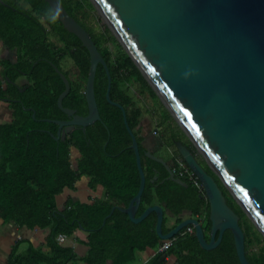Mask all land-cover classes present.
<instances>
[{
    "label": "trees",
    "instance_id": "trees-1",
    "mask_svg": "<svg viewBox=\"0 0 264 264\" xmlns=\"http://www.w3.org/2000/svg\"><path fill=\"white\" fill-rule=\"evenodd\" d=\"M59 1L97 45L111 76L110 98L124 108L127 123L136 137L145 175L136 216L148 206L160 204L164 211L163 234L187 216H200L204 218L202 226L209 239V207L207 199L200 197L203 190L184 177L179 178L188 186L169 179L165 167L145 155L147 149L154 153L155 147L160 149L165 144L172 155L179 156L175 140L183 141L195 152L194 148L174 128L171 114L90 0ZM0 40L17 53L15 63H5V87L0 86V98L9 99L12 109L11 121L0 124V216L19 226H38L50 231L47 254L29 249L21 255H12L10 264H67L76 258L89 264L107 261L129 264L138 251L145 250L154 254L144 264H165L168 257L174 258V264H240L230 230L222 232L220 243L211 250L203 249L194 233H178L167 248L160 250L166 240L156 233L154 212L132 222L117 208L128 206L138 191L140 177L122 111L106 100L107 77L101 64L97 65L94 78L100 120L86 126L84 131L76 126L64 140L53 137L57 124L51 120L67 116L57 106L64 85L52 64L69 79L70 89L63 106L85 115L87 103L83 92L89 53L74 34L63 28L44 0L0 1ZM67 61L73 68H64ZM22 76L28 84L18 83ZM146 98L159 104L158 109L147 106ZM27 107L34 110L35 117ZM147 119L152 130L143 133ZM199 160L211 174L204 161ZM82 177L87 179L91 191L100 186L103 196L84 202L68 196L60 207L57 197L66 190H75ZM215 179L240 217L247 259L251 264H264V238L216 176ZM80 228L87 232V252L78 258L72 247L60 244L57 237L70 239Z\"/></svg>",
    "mask_w": 264,
    "mask_h": 264
},
{
    "label": "water",
    "instance_id": "water-1",
    "mask_svg": "<svg viewBox=\"0 0 264 264\" xmlns=\"http://www.w3.org/2000/svg\"><path fill=\"white\" fill-rule=\"evenodd\" d=\"M44 1L63 28L74 34L89 53L83 92L87 103L85 115L63 106L70 89L69 79L52 64L64 85L57 106L67 116L62 120L45 119L57 124L53 137L64 140L76 126L84 131L100 120L94 78L97 65L101 64L107 77L106 100L122 111L140 177L138 191L128 206L117 208L132 222L154 212L155 230L163 240L173 239L192 225V233L206 250L215 248L222 232L230 230L240 264H251L246 257L240 217L228 204L215 176L264 238V0H90L195 150L181 140L174 142L178 155L202 185L200 197L207 199L209 207V239L202 222L194 216L163 234L164 211L160 204L148 206L136 216L145 175L125 110L110 98L108 66L90 34L62 3ZM26 109L35 117L31 107ZM145 155L161 163L169 179L188 186L175 176L164 157L149 149Z\"/></svg>",
    "mask_w": 264,
    "mask_h": 264
},
{
    "label": "crops",
    "instance_id": "crops-1",
    "mask_svg": "<svg viewBox=\"0 0 264 264\" xmlns=\"http://www.w3.org/2000/svg\"><path fill=\"white\" fill-rule=\"evenodd\" d=\"M17 58V53L15 49H11L6 46L2 40H0V86L5 87L4 81L5 78V63H15ZM25 76L18 78V83L20 85H25L27 83ZM7 98H0V124L9 123L12 119V109L10 101L6 100ZM148 120V119H147ZM172 120V117H171ZM175 122V121H173ZM174 128L180 130L175 123ZM144 126L145 130L148 132L149 129L152 130L150 120L146 121ZM173 126V125H172ZM179 126V125H178ZM181 131V130H180ZM182 132V131H181ZM184 135V133L182 132ZM185 136V135H184ZM186 138V136H185ZM188 140V139H187ZM152 148L151 143L149 144ZM155 152H159V156L164 157L162 149H157ZM76 154V151H73ZM174 155H170L168 160L169 165H172L174 160ZM166 159V157H164ZM167 158V159H168ZM66 195L73 197L79 201H87L89 198H100L103 196V189L98 186L95 191H91L87 186V179L82 177L79 179L73 191H64L63 194L57 197V203L62 207V204L65 200L62 199V196ZM189 217V216H187ZM185 217V218H187ZM203 223V222H202ZM49 228H40L35 226L29 228L26 225L19 226L13 220H4L0 216V264H10V258L12 255H21L29 249L41 250L46 252V241L49 235ZM87 240V232L82 229H78L73 237L70 239L64 238L62 241H58L60 244L71 246L73 252L77 255L78 258L85 256L87 252V246L85 242ZM48 251L46 252V254ZM154 254L151 250L138 251L133 262L129 264H144L146 263L151 256ZM67 264H89L82 260H77V258ZM105 264H111L110 261H107ZM165 264H174V258L168 257Z\"/></svg>",
    "mask_w": 264,
    "mask_h": 264
},
{
    "label": "built area",
    "instance_id": "built-area-1",
    "mask_svg": "<svg viewBox=\"0 0 264 264\" xmlns=\"http://www.w3.org/2000/svg\"><path fill=\"white\" fill-rule=\"evenodd\" d=\"M155 133V132H154ZM172 171L177 173L178 177H184L188 181H190L197 189L203 190L201 183L199 182L198 178L193 174V172L189 169V167L184 163V161L180 158V156L174 157V160L172 162V165L170 166ZM198 220L203 222L204 218L200 216H196ZM194 232V228L192 225H188L185 227L182 231L179 232L180 235L186 234V233H192ZM176 238V236L173 239L166 240L163 245L160 247V250H164L167 248L171 242ZM58 241H62L64 237L62 235H58L57 237Z\"/></svg>",
    "mask_w": 264,
    "mask_h": 264
},
{
    "label": "rangeland",
    "instance_id": "rangeland-1",
    "mask_svg": "<svg viewBox=\"0 0 264 264\" xmlns=\"http://www.w3.org/2000/svg\"><path fill=\"white\" fill-rule=\"evenodd\" d=\"M97 12V11H96ZM98 13V12H97ZM98 15H99V13H98ZM100 16V15H99ZM101 17V16H100ZM102 19V18H101ZM119 43V42H118ZM110 47H113V45H110ZM64 68L65 69H69V68H73L72 67V63L70 62V61H67V63L64 65ZM145 103H147V106H149V107H154L155 109H158L156 106H159V104L158 105H156V104H154L152 101H150L149 99H145ZM155 113H157V111L155 112ZM158 114V113H157ZM172 117V116H171ZM172 121H175V119L172 117ZM175 123V125L180 129V127L178 126V124H177V122L175 121L174 122ZM181 130V129H180ZM182 131V130H181ZM145 143L148 145V146H150L149 145V141L148 140H146L145 141ZM155 149H158V147H155ZM153 154H155V155H158L159 154V152H154ZM198 154V157L201 159V160H203L202 159V156L199 154V153H197ZM62 199L63 200H65L66 199V195H63L62 196Z\"/></svg>",
    "mask_w": 264,
    "mask_h": 264
},
{
    "label": "flooded vegetation",
    "instance_id": "flooded-vegetation-1",
    "mask_svg": "<svg viewBox=\"0 0 264 264\" xmlns=\"http://www.w3.org/2000/svg\"><path fill=\"white\" fill-rule=\"evenodd\" d=\"M160 149H162L163 153H164V157H166V161L168 162L170 155L172 156L173 152L171 151V149L166 146L165 144L160 146ZM169 157V158H168ZM168 158V159H167ZM169 164V162H168Z\"/></svg>",
    "mask_w": 264,
    "mask_h": 264
},
{
    "label": "clouds",
    "instance_id": "clouds-1",
    "mask_svg": "<svg viewBox=\"0 0 264 264\" xmlns=\"http://www.w3.org/2000/svg\"><path fill=\"white\" fill-rule=\"evenodd\" d=\"M53 19H55V17H53Z\"/></svg>",
    "mask_w": 264,
    "mask_h": 264
}]
</instances>
